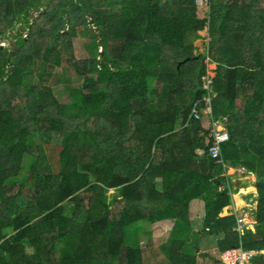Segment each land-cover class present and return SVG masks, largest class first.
Here are the masks:
<instances>
[{
  "label": "trees",
  "instance_id": "1",
  "mask_svg": "<svg viewBox=\"0 0 264 264\" xmlns=\"http://www.w3.org/2000/svg\"><path fill=\"white\" fill-rule=\"evenodd\" d=\"M40 2L0 0V36L14 39L13 51L0 44V264H154L139 227L167 220L158 264H198L208 255L192 246L198 199L221 252L243 245L264 264V0H212L210 12L196 0H47L31 23ZM63 36L89 53L84 70L70 64L82 88L64 102L37 78L62 66ZM207 120L225 122V163L257 176L242 208L256 231L243 237L222 216L234 199Z\"/></svg>",
  "mask_w": 264,
  "mask_h": 264
},
{
  "label": "rangeland",
  "instance_id": "2",
  "mask_svg": "<svg viewBox=\"0 0 264 264\" xmlns=\"http://www.w3.org/2000/svg\"><path fill=\"white\" fill-rule=\"evenodd\" d=\"M47 0H41L39 6V10L37 11V9H31L30 10V21L32 23V21L39 15L40 12H44L46 9V2ZM58 1V3L61 5L62 7V0H55ZM244 5L243 3L241 4V7H246V6H242ZM263 7V6H261ZM203 9L207 10L206 6H202ZM50 10V8H49ZM240 11V10H238ZM242 11V10H241ZM234 13H237V11H235ZM30 23V25H31ZM20 27V25H16V31L18 30V28ZM70 28V24L66 25L65 31H62L64 33H66ZM90 28L94 30L95 32V27L92 26V23H90ZM79 33L82 30L81 28H78ZM29 32L28 28L23 27L22 25V34L25 35V37H27V34ZM201 35H203V38H199L196 42V47L198 48V50L200 52L204 51V45H207V43L209 42L208 38L205 36L206 35V30L202 31L200 33ZM64 35V34H62ZM5 37L0 36V44L4 45L3 47H6L8 49H12L14 47V39H3ZM194 40V39H192ZM47 41L46 39L42 40V37L39 38V42L38 45L40 47L41 52L44 50V46L45 43ZM54 46L56 49V52L62 56L63 55V59H62V66L60 68H51V66H46L44 69L39 70V73L37 74V78L40 81V83L44 86L50 87L51 89H53L55 94H65L66 97H63L61 100L62 102L64 101H68L70 100L71 95L75 94L76 92V88H82L81 85V79L76 75L75 71L73 70V68H71L70 64L71 63H77L75 66L77 68V70L81 71V68H83L84 70V62L88 59L89 57V53L88 50L86 49V45L85 42L82 40V37L77 36L76 38L69 40L67 37H59V39L57 41L54 42ZM13 51V49L11 50ZM197 52H195L196 54ZM72 58L68 61V57ZM199 57V56H198ZM41 69V68H40ZM57 95V96H58ZM16 99V97H15ZM20 99V98H18ZM16 104V100L13 102L12 105ZM222 122V121H221ZM76 123V121H69L68 122V126L72 127L74 124ZM225 123V122H222ZM204 125L206 127L209 126V122L208 120L204 122ZM199 153H202V151H200ZM201 158V155L199 154L198 159ZM230 166H227L228 171L226 173V171L224 172V174H228V176L231 177V182L233 183V186L236 187V185L240 186L242 188V197H244L247 193H253L255 191H258V187H257V176L255 174H246L247 171L246 169H232L229 168ZM224 168H226L224 166ZM239 170V171H238ZM23 174H25V171H23ZM235 177V178H234ZM238 182V184H237ZM160 185V184H159ZM14 188V190L16 189V184L12 186ZM13 190V191H14ZM241 192V189H240ZM114 193V190L112 189L109 194ZM240 195V193H239ZM235 197L237 199H239L238 194L235 195ZM195 201L191 204V209H190V214H189V218L190 221L192 223V228L195 234H201L202 236L198 237V240L196 241V243H192V246L195 248L194 252H199V255H201L202 253L206 254L208 252L209 253H214L213 255H216L213 257V262L214 264H224L222 261V258L220 257V250H219V246H218V240L220 239L219 236H212L214 238L212 241V247L209 246V242L210 239L208 240V235L206 233H202V224H204V220L205 217L200 216L199 214H197V211H195ZM240 208V207H239ZM228 208H225L224 213L222 214L223 217L226 216H232L234 212L232 211H228L230 212L229 214H226L225 211ZM193 210V211H192ZM240 210H242L240 208ZM243 211V210H242ZM168 226V229L164 230L166 227ZM140 231H139V243L142 245V247L148 248V247H152V250L157 249V245H164V243L167 242V240L171 237L172 234V230H173V223L171 222H167V223H159L157 225H147V226H140L139 227ZM252 229V228H251ZM254 230V229H253ZM201 239V240H200ZM198 243V245H197ZM209 246V247H207ZM201 247V250H200ZM205 250V252H203ZM228 250H225L221 253H225ZM152 259V262H154V259L152 256H150Z\"/></svg>",
  "mask_w": 264,
  "mask_h": 264
},
{
  "label": "built area",
  "instance_id": "3",
  "mask_svg": "<svg viewBox=\"0 0 264 264\" xmlns=\"http://www.w3.org/2000/svg\"><path fill=\"white\" fill-rule=\"evenodd\" d=\"M210 1L211 0H196V4L201 6H209ZM204 82L205 88H209V86L212 84V78L210 76V73H208L204 77ZM194 113H197V111L194 110L193 115ZM220 126L221 125L219 122H212V124L210 125L209 137L214 139V141H211L213 145L209 147V153L212 158L219 159L221 156L222 158L220 159L219 163L224 164L220 144L227 141L229 136ZM252 223H256L255 216L252 212L247 211L239 215V231L243 232L244 229L248 227V224ZM256 254V252L245 250L243 247H236L229 249L225 253H222L221 258L224 264H251Z\"/></svg>",
  "mask_w": 264,
  "mask_h": 264
},
{
  "label": "clouds",
  "instance_id": "4",
  "mask_svg": "<svg viewBox=\"0 0 264 264\" xmlns=\"http://www.w3.org/2000/svg\"><path fill=\"white\" fill-rule=\"evenodd\" d=\"M211 5H212V0L210 1V4H209V6H206L207 7V11L208 12H210V7H211ZM196 6L197 7H199V8H202V6L201 5H197L196 4ZM206 33H207V31H206ZM1 46H4V45H1ZM212 66H214V64L213 63H210L209 64V69H208V72H207V74L208 73H210V76H211V78L214 76V71L215 70H212ZM206 76V75H205ZM204 76V77H205ZM204 124V123H203ZM223 124L224 123H220V127L221 128H223V130L225 131V128H224V126H223ZM207 129H208V133H209V129H210V125L207 127ZM226 132V131H225ZM227 134H228V132H226ZM228 136H229V134H228ZM228 140H229V138H228ZM227 140V141H228ZM207 142H209V139L207 140ZM223 166H225L226 168H225V171H226V173L227 172H229L228 171V168H227V166H229V165H227L226 163H225V161H224V164H223ZM229 168H234V167H229ZM235 170L236 169H244V168H234ZM239 171V170H238ZM223 176H225V177H228V181L226 182V184H224V185H222L221 186V188H222V190L223 191H225L224 189L227 187V188H229L230 190V194H231V196L233 197V199H234V204L233 205H231V206H235L236 207V209L234 210V209H232V208H230L229 209V211H232V212H234L233 213V215H235L236 216V219H237V227L235 228L236 229V231L240 234V236L241 237H243L244 235H245V233H246V231L247 230H253L254 232L256 231V225H257V218H256V214H255V212H253V211H250V210H243L242 208L243 207H240L242 210H240V208H237L238 207V204L236 203V197H235V195L236 194H238V196H240L239 195V193L241 194V198H243L242 196V194L244 193H242V188L238 185H236V187H234L233 186V183L231 182V177L230 176H228V174H224ZM235 178V177H234ZM237 184H238V182H237ZM240 189H241V192H240ZM248 194V193H247ZM244 199V198H243ZM198 200H200V199H198ZM245 200V199H244ZM203 201V200H202ZM228 207H230V206H228ZM252 212L253 214H254V216H255V220H256V223H252V224H248V227H246L245 229H244V231L243 232H241V231H239V226H240V224H239V215L241 214V213H245V212ZM205 214H206V212H205ZM167 221H172L173 223H174V225H173V229H174V226H175V220H167ZM162 222H165V221H162ZM159 223H161V222H159ZM158 224V223H157ZM157 224H155V225H157ZM203 227H204V224H202V231H203ZM252 228V229H251ZM173 231V230H172ZM170 239V238H169ZM169 239L167 240V242L169 241ZM166 242V243H167ZM165 244V243H164ZM140 246L142 247V245L140 244ZM161 246V245H160ZM159 247V245L157 246V248ZM240 247H243V245H241ZM144 250L145 249H147V248H145V247H142ZM234 248H236V247H234ZM237 248H239V247H237ZM244 248V247H243ZM232 249V248H231ZM245 249V248H244ZM246 250V249H245ZM248 251H254V252H256L257 254H256V256H255V258L258 256V254H259V252L258 251H255V250H248ZM207 254H208V252H207ZM210 256H213L211 253H209L206 257H210ZM222 256V253L220 252V257ZM205 257V258H206ZM201 257H199V259H200ZM255 258L252 260V262H251V264H254V260H255ZM198 264H199V260H198Z\"/></svg>",
  "mask_w": 264,
  "mask_h": 264
},
{
  "label": "crops",
  "instance_id": "5",
  "mask_svg": "<svg viewBox=\"0 0 264 264\" xmlns=\"http://www.w3.org/2000/svg\"><path fill=\"white\" fill-rule=\"evenodd\" d=\"M197 40L198 39H196L195 41H194V45L195 46H197L196 45V42H197ZM198 49V48H197ZM195 52V51H194ZM197 52V51H196ZM216 69V65L214 64V66H212V70H215ZM253 193H258V191H255V192H253ZM195 201V211H197V214H199L200 216H202V217H205V202L204 201H202V200H194ZM193 201V202H194ZM192 202V203H193ZM241 202H242V204H241ZM236 203L238 204V207L237 208H239V207H243V206H245V203H246V201L243 199V198H241V194H240V196H239V199H237L236 198ZM228 209H230V208H232V209H236V207L235 206H230V207H227ZM228 209L225 211V213L226 214H229L230 212L228 211ZM193 211V210H192ZM168 221H165V222H161V223H167ZM169 222H171V221H169ZM173 223V222H172ZM159 224V223H158ZM173 225H174V223H173ZM166 229H168V226L164 229V230H166ZM208 235V234H207ZM214 237H216V236H214ZM214 237H212V236H209L208 235V240H209V238H211L210 239V242H209V246H211L212 247V241H213V239L212 238H214ZM158 246V245H157ZM209 246H207V247H209ZM149 249H148V253H146V254H149V259H148V262L150 261V256H152L153 257V259H154V264H158V259L156 258V256H154V253H153V250H152V247H148ZM155 249V248H154ZM203 252H205V250L203 251ZM215 253V252H214ZM213 253V254H214ZM212 254V253H211ZM212 254V255H213ZM217 254V253H216ZM215 254V255H216ZM261 254L262 255H264V251L263 252H261ZM215 255H213V256H210V257H206V258H204V257H201L200 259H199V264H214V262H213V257L215 256ZM155 259H157V261H155Z\"/></svg>",
  "mask_w": 264,
  "mask_h": 264
},
{
  "label": "bare ground",
  "instance_id": "6",
  "mask_svg": "<svg viewBox=\"0 0 264 264\" xmlns=\"http://www.w3.org/2000/svg\"><path fill=\"white\" fill-rule=\"evenodd\" d=\"M109 51V50H108Z\"/></svg>",
  "mask_w": 264,
  "mask_h": 264
}]
</instances>
